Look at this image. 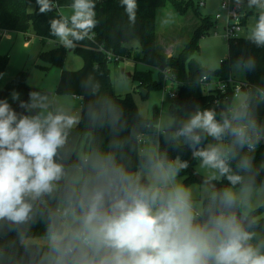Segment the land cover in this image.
<instances>
[{
  "label": "clouds",
  "instance_id": "9594fccd",
  "mask_svg": "<svg viewBox=\"0 0 264 264\" xmlns=\"http://www.w3.org/2000/svg\"><path fill=\"white\" fill-rule=\"evenodd\" d=\"M36 3L40 14L58 6ZM121 5L134 24L137 0ZM247 6L258 11L247 39L264 48V0ZM70 7V16L49 21L50 35L66 50L94 40L99 24L95 0H73ZM237 66L250 71L255 64ZM82 87L95 94L100 84L89 76ZM28 96L11 93L24 112L0 99V264H264V238L253 243L264 218L256 215L264 208V160L257 165L255 158L264 123L247 93L224 111L197 106L169 125L178 123L166 142L189 150L205 173L199 199L180 178L190 162L167 151L143 149L134 169L123 155L101 148L69 163L66 146L80 117L42 90ZM120 115L109 114L113 127ZM37 224L42 234L33 231Z\"/></svg>",
  "mask_w": 264,
  "mask_h": 264
},
{
  "label": "trees",
  "instance_id": "16d2710c",
  "mask_svg": "<svg viewBox=\"0 0 264 264\" xmlns=\"http://www.w3.org/2000/svg\"><path fill=\"white\" fill-rule=\"evenodd\" d=\"M56 3V0H55ZM98 26L94 29V40L79 42L74 50L83 57L84 65L80 70L61 72L57 85V92L69 93L83 98L80 123L71 130L67 143L69 153L68 162L75 163L78 150L84 142V152L101 148L116 153L119 159L122 155L134 169L139 162L138 153L141 150L140 139L144 135H158V151L165 152L169 157L179 155L181 159L188 160L190 167L182 171L184 182L190 184L198 181L193 173V164L196 162L192 154L186 148L173 149L166 142L165 135L173 129L160 130V111L155 108L150 118L140 115L131 94L120 96L115 94L110 82V66L119 63L109 62L106 54L99 50L103 45L121 56V61L132 60L142 63L148 67L146 71H135L133 78L139 81V88L148 91L151 89H162L165 86V70L170 71L168 78L178 84L176 96L171 100V111L175 122L184 121L197 106L200 108H212L217 113L226 110L233 101L232 88L227 95L214 93L215 89H207L202 82V77H217L227 80L231 76V65L233 63L247 62L253 60L255 67L245 70V88L251 108L255 111L260 122L264 123V48L257 47L251 43L247 36L232 38L228 41V56L222 60V66L216 71H211L192 58V54L199 49V39L208 34L215 22L210 17H202L198 12L194 0H137L138 10L136 22L129 21L128 16L121 5V0H95ZM170 3L180 15L189 11L199 15V25L194 30L190 39L184 44L179 53L168 56L157 48V10ZM57 4V3H56ZM31 5L34 9L31 10ZM64 16L58 6L52 12L40 14L36 0H0V41L4 31H16L28 33L33 31L42 41L55 40L50 35L49 21L53 18ZM246 17H243V24ZM137 41L138 46L133 48L130 43ZM66 52L64 47H57L42 55L51 61L52 65H62ZM9 58L0 56V73L4 75ZM153 69H158L159 80H154ZM91 76L93 82H99V91L92 94L82 87L83 82ZM27 72L20 71L8 82L0 93L4 98L13 91L22 93L21 100L29 99V92L34 91L26 83ZM233 78V77H232ZM2 77H0L1 81ZM218 100V102H217ZM17 112H24L19 107V102L11 105ZM121 113L119 123L113 127L109 114L113 110ZM96 110L104 114L102 120H93L90 111ZM92 121L93 130L89 129ZM211 138L204 141V145ZM123 142L122 147H117L114 142ZM256 163L259 165L264 160V142H262L255 153ZM264 178V173L261 174ZM260 182L258 178L257 183ZM221 183H226L223 181ZM260 211H257L258 215ZM262 223L259 228L254 229L258 235L253 241L256 243L264 238V218L259 219ZM44 225L37 224L33 231L43 233Z\"/></svg>",
  "mask_w": 264,
  "mask_h": 264
},
{
  "label": "rangeland",
  "instance_id": "374dc122",
  "mask_svg": "<svg viewBox=\"0 0 264 264\" xmlns=\"http://www.w3.org/2000/svg\"><path fill=\"white\" fill-rule=\"evenodd\" d=\"M194 1L197 4L199 14L202 17H210L215 24L211 27L208 34L199 39V49L192 54V58L203 67L216 71L221 68L222 60L228 56V41L223 37L226 15L221 10L220 0H202L205 2V6L199 4L200 0ZM243 2V15L246 16L247 20L244 23V30L241 36H248L251 27L255 24L258 11L255 7L248 8L246 0H243ZM30 8L33 10L34 5H31ZM60 11L64 16L72 14L71 7H67V5L60 7ZM218 13H221L222 17L216 20L215 17ZM198 16L191 11L185 15H180L170 3L160 7L157 10L158 50L167 55L166 50L168 47L176 49L175 54L179 53L199 25ZM181 24L183 25L182 29L177 31L176 29ZM130 45L136 48L138 42L134 40ZM57 47H62L59 44L58 38L42 41L32 30L26 34L16 31H4L0 41V56H8L9 61L0 81V93L14 76L20 71L25 70L27 72L26 83L29 87L33 88L34 91L42 90L55 104L81 118L83 98L69 93H59L57 92V85L63 70L77 71L83 67V57L77 50H66L63 64L61 66L52 65L51 61L42 54ZM136 70L146 71L148 67L142 63H135L132 60L121 61L117 66L115 64L110 66V82L114 93L120 96L131 94L138 112L145 118H150L154 109L158 108L160 111V130L173 129L176 124H173L172 128L169 127L172 122H175L170 107L172 100L170 92H176L178 84L171 78H168L170 71L165 70L164 76L167 80L164 81V88L151 89L148 95L144 96L138 87L139 81L132 77ZM230 71L236 83L242 84L245 82V69L238 67L237 63L231 65ZM128 73L131 75H128ZM152 76L154 80H159L158 69H153ZM16 92L20 94L21 98L22 93ZM11 93L4 98L0 96V99H7L11 105L15 104L17 101L12 100ZM244 93L248 94L246 89H243L238 96L233 98L232 104L241 99ZM143 142L148 143L147 148L158 150L157 134L145 135L141 139V147L143 146ZM80 153H85L84 142L78 150V154ZM193 170L196 174L205 177L204 171L199 169V161L193 164ZM180 178L184 181V176H180ZM189 185L193 187L194 197L198 199L203 197V182L195 181ZM258 211L260 213L257 216H264V208Z\"/></svg>",
  "mask_w": 264,
  "mask_h": 264
},
{
  "label": "built area",
  "instance_id": "2783aa9c",
  "mask_svg": "<svg viewBox=\"0 0 264 264\" xmlns=\"http://www.w3.org/2000/svg\"><path fill=\"white\" fill-rule=\"evenodd\" d=\"M199 4L205 5V2L201 0ZM220 7L226 15V25L224 27L223 37L227 40L240 37L244 30L243 2L237 5L235 0H220ZM221 17L222 14L218 13L215 19L218 20ZM99 50L106 54L109 62L120 63L122 60L120 55L115 54L112 50L106 49L103 45L99 46ZM202 82L207 89H215L214 93H218L219 95H227L229 88H232L233 98L238 96L243 89H246L244 82L242 84H238L232 77H229L227 80H221L214 76L209 77L208 75H204L202 77ZM170 96L171 98H174L176 96V92H170Z\"/></svg>",
  "mask_w": 264,
  "mask_h": 264
},
{
  "label": "crops",
  "instance_id": "0c3cea01",
  "mask_svg": "<svg viewBox=\"0 0 264 264\" xmlns=\"http://www.w3.org/2000/svg\"><path fill=\"white\" fill-rule=\"evenodd\" d=\"M201 1V0H200ZM247 1V0H246ZM72 2H73V0H56V3H57V5H58V8L60 9V7H65V5H67V7L68 6H70L71 4H72ZM200 3V2H199ZM244 3V2H243ZM205 6V5H204ZM190 12V11H189ZM201 16V15H200ZM246 17V16H245ZM246 20H247V18H246ZM198 23H199V21H198ZM182 27H183V25L181 24L176 30L177 31H179V30H181L182 29ZM176 46V45H175ZM175 51H176V49H172V48H168L167 47V50H166V53H167V55L168 56H171V55H175ZM143 137H145V135L144 136H142V138ZM145 143H146V145H145ZM147 145H148V143L147 142H143V146L141 147V150H143V149H145V148H147Z\"/></svg>",
  "mask_w": 264,
  "mask_h": 264
},
{
  "label": "water",
  "instance_id": "95a60500",
  "mask_svg": "<svg viewBox=\"0 0 264 264\" xmlns=\"http://www.w3.org/2000/svg\"><path fill=\"white\" fill-rule=\"evenodd\" d=\"M69 50H74V49H69ZM122 71H124V70L122 69ZM128 75H131V74L128 73ZM140 92H142L144 96H147V95H148V91H147L146 89H144V88H140ZM92 124H93V123H92V121H91V122H90V126H89V129H90L91 131L93 130V125H92ZM193 173H194V175L196 176V178H197V180H198L199 182H203V183H204V177H202V176L196 174L194 171H193ZM218 186H220V185H218ZM261 224H262V223H258V224L256 225L255 229H256V228H259V227L261 226Z\"/></svg>",
  "mask_w": 264,
  "mask_h": 264
}]
</instances>
